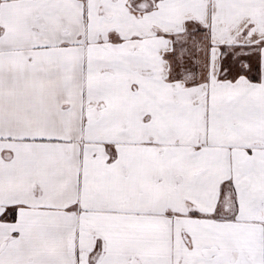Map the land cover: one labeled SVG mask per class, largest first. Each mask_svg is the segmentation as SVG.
I'll use <instances>...</instances> for the list:
<instances>
[{"label":"snow or ice","instance_id":"snow-or-ice-1","mask_svg":"<svg viewBox=\"0 0 264 264\" xmlns=\"http://www.w3.org/2000/svg\"><path fill=\"white\" fill-rule=\"evenodd\" d=\"M0 264H264V0H0Z\"/></svg>","mask_w":264,"mask_h":264}]
</instances>
